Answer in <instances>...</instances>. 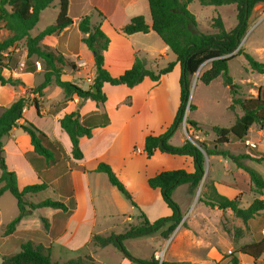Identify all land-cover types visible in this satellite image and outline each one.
Listing matches in <instances>:
<instances>
[{
    "label": "trees",
    "instance_id": "obj_1",
    "mask_svg": "<svg viewBox=\"0 0 264 264\" xmlns=\"http://www.w3.org/2000/svg\"><path fill=\"white\" fill-rule=\"evenodd\" d=\"M54 2L55 0H0V23H3L4 28L11 33V36L7 39L0 41V87L7 84L15 85L16 83L12 79H6L2 72L4 69L14 70L18 67L19 58L11 49L21 42L25 43L27 50L25 69H31L28 63L33 62L36 65V61H39L42 63L44 71V81L39 86L29 89L27 96L18 99L0 114V197L6 192L11 193L17 200L19 209L18 216L5 227L4 234L13 233L21 220L33 210L41 208L67 210L63 202L51 199L38 203L29 202L26 195L40 193L47 189V185L43 183L29 185L20 190L16 173L10 171L6 164L3 139L15 127H18V122L24 118L23 114L25 107L30 102V94L42 97L43 91L49 85L55 83L63 90L65 95L61 104L62 107H66L74 96H77L81 101L92 100L99 106H103L107 101V95L103 91L105 83L112 86L125 85L133 89L140 85L145 78L155 82L159 81L163 75L171 73L175 66L179 64L181 70L179 79L180 106L174 122L163 134L147 136L143 150L149 159L157 151L170 155L191 157L195 171L188 173L184 169L169 170L148 179L149 188L159 190L163 203L172 211L170 216L150 221L137 204L134 193L129 191L113 168L109 164L100 163L96 172L107 175L111 185L131 203L133 208L140 212L139 219L141 222L136 226H130L120 235H95L92 238V244L100 248L114 246L132 264H189L184 261H162L159 263L155 262L154 258L151 260L137 258L125 249L124 242L131 239L151 237L158 233H161L164 239L169 238L183 220V213L174 199V192L183 185H188L191 191L199 188L205 175L206 155L223 156L233 160L250 177L247 192L256 196H263L264 178L255 169L241 161L247 156L234 155L228 150L219 148V145L229 144L231 136L238 141H244L253 126H258L260 130L264 131V87L258 90L256 98L244 99L239 93L240 87L235 84L234 79L229 74V62L239 55H244L249 69L264 74V63L258 61L251 54L245 53L242 49L235 54L241 40L247 33L248 22L254 9L258 5L264 4V0H148L152 26L150 27L147 24L144 16H137L122 27L121 32L129 36L137 33L147 34L152 30L169 48L176 59L156 72L147 69L144 59L137 54L133 66L117 77L105 68V54L110 45V38L100 25L92 24L91 16H77L82 17L79 22V30L83 35L82 42L94 55L96 74L92 86L87 90L62 79L65 68L75 69V66L58 49L50 45L54 42L53 37L55 35L73 24L75 17L69 11V0H60V11L55 24L48 26L35 37L30 34L40 21L42 12L51 7ZM196 2L203 7L214 8L235 5L238 21L236 27L231 31H227L223 19L220 15H217L212 18V29L214 31L212 33L200 32L196 16L189 9V6ZM206 62H209V67L200 75L199 81L204 85H210L214 80L221 77L224 86L229 88L233 97L230 106L231 111H234L235 107L238 106L242 111V115L236 117L234 124L229 128H214L217 140L213 148H209L204 143L196 146L190 140H186L182 146H174L170 141L184 121L186 110H196V106L190 103L192 79ZM32 101L39 111L37 98ZM92 117L98 120L93 127H104L109 123L106 113L95 114ZM186 122L191 129L198 130L200 127L196 120L188 119ZM20 127L30 136L35 153L43 157L47 165L54 163L56 152L52 147L53 144H47L49 143L47 135L27 120ZM60 127L71 141L73 159L76 161L83 159L80 140L83 137L91 138L93 127H88L81 121L79 112L66 114L60 120ZM262 160H264V156ZM241 199V192L234 199H230L219 193L215 185L209 184L206 185L200 201L212 209L232 211L237 218L247 225L264 212V200L255 198L248 208H242L240 207ZM43 224L44 229L48 231L50 226L46 219H43ZM238 233L242 234L241 230H238ZM50 252L49 248L42 244L27 242L21 246L20 251L17 253L3 256L1 264H97L92 256H80L64 263H58L51 259ZM263 253L264 238L258 242L245 244L238 249H234L230 255V263L241 264V258L256 262L262 257Z\"/></svg>",
    "mask_w": 264,
    "mask_h": 264
},
{
    "label": "crops",
    "instance_id": "obj_2",
    "mask_svg": "<svg viewBox=\"0 0 264 264\" xmlns=\"http://www.w3.org/2000/svg\"><path fill=\"white\" fill-rule=\"evenodd\" d=\"M80 2V6H84L85 9L82 12L83 14L90 15L92 10L98 13L100 21L98 20L99 24H96L100 25L110 38V45L105 54V68L113 76H120L129 70L133 66L137 54L144 59L147 69L156 72L168 63L175 61V56L163 41L160 42L155 38L156 36L159 38V36L154 31L150 30L147 34L137 33L129 36L121 32L122 27L126 25L125 22L128 24L132 18L137 16H144L147 24L150 27L152 26L148 0H80ZM54 4L55 2L52 6ZM72 6V0H69L70 12ZM221 7L225 8L224 14L226 17H234L237 20L235 5ZM211 8H213L216 15L221 16L226 28V19L217 10L219 7ZM258 8L260 7L254 9L250 19L255 16ZM81 18H74L73 24L55 35L53 37L54 42L50 45L58 49L75 66V69L65 68L62 79L87 90L92 86L87 82V78L94 81L96 74L94 55L82 42V33L79 38L80 44L77 45L70 32L73 27L79 29ZM237 23L238 21L226 30H233ZM107 27L112 31V34L107 31ZM0 32L5 35V39L11 36V33L4 28L3 23H0ZM31 36L35 37L32 34ZM11 51L18 56L19 64L14 70L4 69L2 72L6 79L16 81L15 85L7 84L0 87V109L2 112L21 97L27 96L29 89L36 88L44 81L41 62L36 61V67L31 65V69H25L27 50L24 42L15 45ZM80 60L85 61L87 64L86 69H80L78 66ZM38 62L41 64V69L37 67ZM178 67H180L179 64L175 66L171 73L163 75L157 82L145 78L140 85L133 89L125 85L112 86L105 83L103 91L107 95V101L103 106H99L92 100L81 101L77 96H74L66 107H61L59 103L64 101V93L54 101L49 100L47 97V90L54 85L57 86L55 83H52L43 91L42 97L30 94V102L25 107L24 118L18 122V127H15L3 139L6 164L10 171L16 173L20 190L29 185L42 183L47 185V189L40 193L26 195L29 202L38 203L50 199L45 197L47 191H49L54 195L51 200L63 202L67 210L52 208L33 210L21 220L13 233L5 235V227L18 216L19 209L17 204L6 198L9 192L4 193L0 197V264L2 257L7 255L9 248H21L27 242L50 246L52 252L56 250L59 252L75 251L86 247L90 249L87 256H92L95 261L94 254L100 249L101 254L112 253L115 264H132L124 256L113 252V249H116L114 246L100 248L92 245V238L95 235L123 234L126 228L131 226L127 221L133 218L132 215L125 213L119 207L122 204L118 194L119 191L111 185L107 175L96 172V169L100 163H106L113 168L115 173L117 167L121 168L123 172H129L132 164L141 160V158L132 155L133 159H128L119 151L131 148V152H133L136 145H139L137 148V150H140L139 155L142 152L143 156L146 157V162H151L152 158L161 153L157 151L152 158H147L143 150L144 142L147 136H159L171 126L170 123L167 128L166 125H162V131L156 134L150 129L154 121L157 120L161 124L162 119L166 117V108L169 104L167 82L169 77L178 70ZM83 71L86 72L85 79H83L86 86L73 81L75 77L83 74ZM250 71L252 70L250 69ZM177 77L180 79L179 75ZM35 98L39 101V111L32 103ZM72 112H79L81 121L88 127H93L98 122L97 119L95 120L92 117L95 114L106 113L109 118V123L106 126L93 127L91 138H81L80 147L83 152V159L79 161L73 159L71 141L60 127V120L66 114ZM48 118L51 119L50 125L43 122L44 119ZM25 120L34 124L47 135L48 145L53 144L56 160L51 165H47L46 160L35 153L30 136L21 129L20 125ZM180 157L184 162L188 158L192 159L188 156ZM192 163L191 169L184 167L182 164L169 170L184 169L188 173H193L195 171L193 159ZM169 170H156L151 175L146 173L141 180L148 186L147 181L150 177ZM216 187L219 193L229 197L228 193L230 192L227 191L229 189L221 188L218 184H216ZM152 191L159 192V190ZM161 199L160 194L159 206H161ZM43 219H46L49 223L50 228L48 231L44 229ZM247 264H254V262L247 261Z\"/></svg>",
    "mask_w": 264,
    "mask_h": 264
},
{
    "label": "rangeland",
    "instance_id": "obj_3",
    "mask_svg": "<svg viewBox=\"0 0 264 264\" xmlns=\"http://www.w3.org/2000/svg\"><path fill=\"white\" fill-rule=\"evenodd\" d=\"M72 4V16L76 18L80 15L83 17L88 15L92 17L91 22L93 25L99 24L98 20L100 21V18L97 12L92 10L90 15H85V13H82L85 9L84 6H80V0H72ZM59 5V0H56L54 6L49 7L41 15L40 21L31 32L33 36L39 34L48 26L55 24L60 10ZM257 7L260 8L257 9L255 16L249 19L247 33L241 40L235 54L242 49L245 53L251 54L258 61L264 63V4ZM201 8L203 7L198 3L190 6V10L196 15L198 30L202 33H212L214 31L212 29V18L217 15L211 7ZM217 10L225 17L227 29L232 27L233 23H236L237 20L234 17H226L224 7H219ZM125 24L127 25L126 22ZM107 31L112 34V31L108 27ZM70 32L76 44H80L79 38L81 32L79 29L73 27ZM155 38L161 42V39L157 36ZM4 39L5 35L0 32V41ZM153 41L155 43V39ZM84 54L87 55L86 53ZM28 64L29 66L34 65L33 62ZM34 66L36 67V65ZM86 67L87 64L84 67H80V69H86ZM208 67L209 62H206L192 79L190 103L196 106V110H186L184 121L170 141L174 146H182L186 140H190L196 146L204 143L209 148H213L217 140L214 128H229L234 124L236 117L239 114L242 115V111L238 106L235 107L234 111H231L230 106L233 97L229 88L224 86L221 77L214 80L210 85H204L199 81L200 75ZM229 74L234 79L235 84L240 87L239 93L244 99L256 98L258 90L264 87V74L250 71L244 55H239L229 62ZM177 75L180 76V67L169 77L167 82L169 104L166 108V117L162 119L161 124L157 120L152 123L150 129L154 134L162 131V125H166V128L169 123L172 125L176 117L180 104V87ZM85 76L86 72L83 71V74L77 76L78 78L75 77L73 81L86 86V82L83 80ZM47 92V97L51 101L59 99L64 93L61 88L55 85L48 89ZM62 102L59 103V106H61ZM1 112L2 110L0 109ZM188 119L196 120L200 124L199 129H191L186 122ZM43 122L50 125L51 119H44ZM138 147L139 145H136L133 148V152H131V148L119 151L128 159H133L132 155H134L139 156L141 160L133 163L129 172H123L121 168L117 167L116 174L129 191L134 193L137 204L150 221L170 216L172 215V211L163 203L162 199L161 206H159L160 192L149 189L141 179H143L146 173L151 175L156 170L175 169L182 164L184 167L191 169L193 164L192 159L188 158L184 162L178 155L159 153L152 158L151 162H146V157L143 156V153L141 152L139 155ZM219 148L228 150L234 155L247 156L241 159V161L255 169L264 178V160H262L264 156V131L260 130L258 126L250 130L244 141H238L231 136L230 143L224 146L219 145ZM205 160V175L199 188L191 191L188 185H184L177 188L174 192V199L179 204L183 213V220L180 225L168 239H164L161 233H158L151 237L127 240L124 242V247L131 255L144 260L154 258L155 262L159 263L162 261H184L189 264H231L230 255L234 249H238L245 244L258 242L264 238V212L245 225L232 211L212 209L200 201L206 185L209 184L215 186L218 184L221 188L229 189L227 191L230 192L228 193L230 199H234L241 192L240 207L242 208H248L255 198L264 200V193L263 196H256L247 192L250 177L233 160L217 155H206ZM118 194L122 200V204L119 207L125 213L133 216L127 222L131 226L138 225L141 222L139 219L140 212L133 208L131 203L120 192ZM45 197L53 199L54 195L47 191ZM6 198L10 199L12 203L17 204L15 198L10 193L6 195ZM238 230H241L242 234H239ZM45 247L51 251V259L58 263H64L80 256L84 257V255L87 256L89 255L88 251H90L89 248L83 247L75 251L67 250L66 252H59L56 250L52 252L50 246ZM113 250V252L123 256L117 248ZM18 251H20V247L9 248L7 255L17 253ZM92 252L94 253L93 248ZM94 255L99 264H115L112 253L101 254L99 249ZM240 261L241 264H247L244 258H241ZM254 264H264V253Z\"/></svg>",
    "mask_w": 264,
    "mask_h": 264
},
{
    "label": "built area",
    "instance_id": "obj_4",
    "mask_svg": "<svg viewBox=\"0 0 264 264\" xmlns=\"http://www.w3.org/2000/svg\"><path fill=\"white\" fill-rule=\"evenodd\" d=\"M86 65V63H85V61L84 60H80L79 62H78V66L79 67H84ZM37 67L39 68V69H41V64L38 62L37 63ZM87 82L88 83H90L91 85L93 84V80H91L90 78H87ZM252 146H254V145H252ZM139 152H140V150H138Z\"/></svg>",
    "mask_w": 264,
    "mask_h": 264
},
{
    "label": "water",
    "instance_id": "obj_5",
    "mask_svg": "<svg viewBox=\"0 0 264 264\" xmlns=\"http://www.w3.org/2000/svg\"><path fill=\"white\" fill-rule=\"evenodd\" d=\"M202 66H203V65H202ZM202 66H201V67H202ZM201 67H200V68H201ZM199 70H200V69H199ZM94 91H95V89H94ZM190 98H191V94H190ZM185 115H186V114H185Z\"/></svg>",
    "mask_w": 264,
    "mask_h": 264
}]
</instances>
